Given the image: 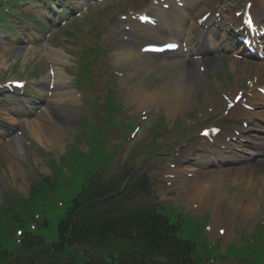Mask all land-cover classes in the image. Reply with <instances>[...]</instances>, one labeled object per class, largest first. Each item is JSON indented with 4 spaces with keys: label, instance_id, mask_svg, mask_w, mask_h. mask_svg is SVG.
Segmentation results:
<instances>
[{
    "label": "rangeland",
    "instance_id": "374dc122",
    "mask_svg": "<svg viewBox=\"0 0 264 264\" xmlns=\"http://www.w3.org/2000/svg\"><path fill=\"white\" fill-rule=\"evenodd\" d=\"M140 0H107L103 4L95 7L90 11L89 15H86L85 17H92L93 21L95 23L97 22H106L108 19L113 18L114 13L120 12V9L122 7L130 9L133 8L134 5H137V3ZM38 5V4H37ZM30 6L27 5L26 9L32 10L33 12L35 11H43L39 6ZM36 13V12H35ZM97 16V17H96ZM83 17V19L85 18ZM86 22V20H85ZM93 22L89 23H84L80 25H73V30L77 34H82L83 33V28L84 27H89L93 26L97 29L98 32V26ZM103 25V24H102ZM101 25V26H102ZM54 32L52 34V37L49 39V42L52 45L59 46V49H63L65 52L70 53L72 48H64L61 46V44H56V42L59 40L60 34L57 32V28H54L51 30ZM50 31V32H51ZM56 36L57 41L55 43L52 42L53 38ZM71 39H74V35L70 36ZM89 39L86 38L85 36L81 35L80 36V43L83 41L87 42ZM64 43V42H63ZM25 45V44H24ZM32 48L30 50H26L23 48L21 42H14L9 45H4L3 48H0V79L4 80H13L15 78H20V77H29V78H39L41 80H49V76L47 74L48 71V65L45 59V50H44V45L40 46L39 44H32ZM45 46L49 49L50 46ZM116 52V51H115ZM115 52L110 53L109 55L111 60L115 63ZM71 56H64L63 57V62L58 61V63H63L66 65L71 66ZM156 59V58H154ZM158 63L162 62L161 60H157ZM70 62V63H69ZM180 64L179 61H176L174 64L170 65V68L177 67ZM103 69V67H102ZM95 70H98L101 72V69L95 68ZM50 71V70H49ZM104 71L107 72V69L104 66ZM144 72V71H143ZM152 76L155 78L154 81H150L148 87H153L155 83L158 81V85L164 84L162 83L163 80H167L169 78L168 75L165 73H162L161 68H160V73H154L151 72ZM142 74H140L141 76ZM105 76V75H104ZM170 79V78H169ZM168 79V80H169ZM30 81V80H29ZM97 81L100 83V85H103L104 83V77L100 76L97 77ZM66 82L69 83V79L66 77ZM66 83V84H67ZM160 85L158 87H160ZM40 86V84H39ZM103 89V88H102ZM104 94L102 93L100 95V98L102 99ZM103 107L102 105L99 106V108ZM160 107H164L160 105ZM47 114L52 115V122L54 123H59V119L57 118L54 114V111L52 113L51 109H48ZM88 114H91V111H88ZM3 110L0 108V118L3 117ZM94 119L93 124L98 126L102 125L101 120L99 119L100 116H92ZM63 126H62V133L59 138V140L55 143H50L48 138L45 137L44 141H41L42 146L45 148V150H60L62 147H64V144L66 143L67 140L70 137V135H73L71 130H73L74 126L77 125L78 120L75 121L74 124L71 123H65L64 121H61ZM1 123V122H0ZM176 124L179 126L178 122ZM72 125V128L70 127ZM85 132H83V127L81 128L80 132L78 134H75L74 140L69 142L65 146V150L61 153H45L43 155H40V157H37L34 153H31L32 156L29 158L27 156V152L31 149L30 147L26 146V151L23 152V155L25 157V161L30 163V159H32L33 163L35 164L36 171L39 174H44L48 175L51 172L52 178H55L57 180V183L59 184L58 188H52L51 190H48L47 187H43L38 193L35 194L34 200L31 202V208L30 210H23L21 213V220L23 221V225L19 226H13L12 230L16 228H20L23 231H29L33 232L35 234H39L44 237L45 241L47 243H51L53 241L58 240L59 238V233H58V225L60 219L65 215L68 207L72 204L73 199L81 192L83 186L88 183V178L93 170L94 163L88 162L86 159L88 156L84 155L87 153L86 150L80 151L78 149V146L83 138H85L84 133L87 135L92 133V127L89 126L86 123L85 126ZM119 135L117 134L116 137H114L110 143L113 144L116 142L117 137ZM87 140L88 137H86ZM142 140V138H141ZM39 142V141H38ZM138 148L136 141H131L127 142L124 145L123 149V154L122 158L120 159V162L122 163L125 159V157H129L132 153H135V151ZM81 149V147H80ZM171 155L172 152H165L164 154L158 155L159 157L165 156V161H170L171 160ZM1 159V156H0ZM7 160V158H6ZM146 159L143 157L140 159V163H144ZM165 161L161 160L158 161L159 164H161L160 167L164 168L167 166ZM157 164V165H159ZM157 165L152 164L151 162L147 165L150 170V175L152 179L154 180V185L156 188V191L159 195V200L163 203L167 204H174L175 206H186L188 210L191 211H185L186 213H189L188 215L190 216L189 218H186L195 229L198 230V227L201 224H204L205 219L207 218L206 213H209V211H204L202 213H194L192 211L200 212L202 210H206L207 208H202V209H196V208H191L190 205H187L186 200L183 198L182 191L183 188L177 184L173 185H168V180L160 177L159 173V167H156ZM0 168L1 170L7 169V165L5 162L0 161ZM48 168V170H47ZM124 163H122L119 167L118 170L124 169ZM11 170V168H10ZM36 171H34L35 175H37ZM6 179H1L0 180V201H4V198H7L11 194L15 195H21V196H26L28 197L30 195V192L33 189V186L36 184L33 172H24L23 175L19 173H14L13 171H10V175L6 176ZM6 181L8 186H3L2 182ZM9 186L13 187L14 190H7ZM13 191V192H12ZM228 198L230 199V194H231V188H228ZM11 193V194H10ZM1 203V202H0ZM224 214H222L223 217H230L231 220L237 217V215L233 214L231 208H227L224 210ZM232 214V215H231ZM234 217V218H233ZM250 219V218H249ZM261 218L258 217H253L251 219V223L254 221H258ZM48 222V225H45V222ZM247 220L243 218H236L235 223L237 225H240V222L246 223ZM233 222V221H232ZM249 222V220H248ZM250 223V224H251ZM191 224H189L183 235H187L191 232H197L196 230H193L191 228ZM249 225V223H248ZM240 232L237 231L236 235H239ZM209 235L212 238H215L216 235H212L209 233Z\"/></svg>",
    "mask_w": 264,
    "mask_h": 264
},
{
    "label": "trees",
    "instance_id": "16d2710c",
    "mask_svg": "<svg viewBox=\"0 0 264 264\" xmlns=\"http://www.w3.org/2000/svg\"><path fill=\"white\" fill-rule=\"evenodd\" d=\"M101 192L102 189L92 185V188L85 189L74 201V206L68 210L66 217L60 220V241L54 248L50 250L41 248L45 245L42 237L28 234L23 247H19L20 252H25V256L21 258L22 261L15 262L54 264L56 256L61 251L66 252L67 255L70 254L64 259L74 262L77 254L72 255V253L87 250L89 253L87 264H138L132 259H121L115 253L117 248L113 245L127 241L133 245L132 249L149 248L169 264L174 259L177 262L187 257L192 247L190 240L180 237L178 225L158 214L154 208L144 207L125 211L121 208V200L112 199L109 205L106 201L104 202L105 212L98 214L94 207L88 206V200L81 204L82 197L94 201L102 194ZM109 192L110 188L104 184V196ZM95 205L97 206L98 202H95ZM76 210L79 213H75ZM97 247L103 248L97 249ZM55 248L60 252L55 251ZM53 250L54 252L50 254L49 252ZM96 250L103 254L99 259L94 258ZM62 257L61 254L59 258ZM56 263L59 264V262Z\"/></svg>",
    "mask_w": 264,
    "mask_h": 264
},
{
    "label": "bare ground",
    "instance_id": "6f19581e",
    "mask_svg": "<svg viewBox=\"0 0 264 264\" xmlns=\"http://www.w3.org/2000/svg\"><path fill=\"white\" fill-rule=\"evenodd\" d=\"M258 1V0H257ZM262 1V0H261ZM182 21V20H181ZM209 42H212L210 40ZM30 49V46L27 48ZM57 56L54 59L58 61L61 59L62 53L57 52ZM246 64L242 65L241 70L245 69ZM152 65H147L145 68H152ZM196 79L201 80L203 75L195 73ZM62 74L58 73V80L61 81ZM176 80V79H175ZM174 79L173 83L166 84L160 90L153 91H144L138 93L139 104L144 105L148 103H161L162 105H167L170 111H174L180 108H183L187 105L188 100V90L185 88V81L183 79H177V82ZM200 82V81H199ZM141 90V89H139ZM61 95L64 93L60 92ZM187 100V101H185ZM231 116L234 118H239L243 116H248L249 120L253 122L255 126L259 125V120H264V112H251L242 109L239 106L231 108ZM32 135L38 138L39 141H42L43 138L47 137L50 143H54L57 138L53 137L56 134L52 131H46L49 128L44 129L42 126L36 122L29 124ZM51 133V134H50ZM9 147L19 155L24 152L23 145L19 143L11 144ZM259 148L255 149L257 152ZM237 160L236 162H239ZM257 163H252L249 165L242 166L241 164L232 171H229L224 168L209 169L204 172L194 173L192 178H187L182 181L183 188V198L186 199L189 205H195L197 207L208 206L213 210H217L218 206L223 200H225L226 195L228 194V185L229 183L233 184L234 194L236 192L232 205L235 208H240L243 214L248 218L253 216L258 208V201L253 199L254 192H263L264 194V168H260L256 165ZM13 172L19 173L15 163L9 164ZM193 167H186L187 169H192ZM23 175V174H21ZM242 179V180H240ZM241 182L242 186L237 184ZM248 187L246 191H243L244 187ZM245 195H248V200L244 203L243 199Z\"/></svg>",
    "mask_w": 264,
    "mask_h": 264
},
{
    "label": "snow or ice",
    "instance_id": "6c2138e0",
    "mask_svg": "<svg viewBox=\"0 0 264 264\" xmlns=\"http://www.w3.org/2000/svg\"><path fill=\"white\" fill-rule=\"evenodd\" d=\"M205 134H207V132H205Z\"/></svg>",
    "mask_w": 264,
    "mask_h": 264
}]
</instances>
